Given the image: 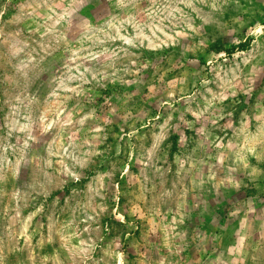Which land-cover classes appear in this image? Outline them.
I'll return each mask as SVG.
<instances>
[{"label": "rangeland", "instance_id": "374dc122", "mask_svg": "<svg viewBox=\"0 0 264 264\" xmlns=\"http://www.w3.org/2000/svg\"><path fill=\"white\" fill-rule=\"evenodd\" d=\"M0 264H264V0H0Z\"/></svg>", "mask_w": 264, "mask_h": 264}]
</instances>
